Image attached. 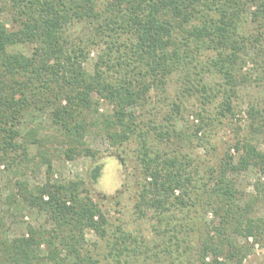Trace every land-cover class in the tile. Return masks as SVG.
I'll list each match as a JSON object with an SVG mask.
<instances>
[{"label": "trees", "instance_id": "16d2710c", "mask_svg": "<svg viewBox=\"0 0 264 264\" xmlns=\"http://www.w3.org/2000/svg\"><path fill=\"white\" fill-rule=\"evenodd\" d=\"M248 4L254 6L255 39L242 32ZM0 9L10 13L12 22L8 27L0 20V163L30 169L31 143L38 144L47 165L42 184L16 177L4 204L16 212L37 209L54 224L29 225L12 237L0 200V264H186L199 205L214 218L205 222L207 236L198 245L197 264L241 263L250 250L238 236L259 240L264 235V218L253 214L255 204L264 201V177L254 183L253 198L242 202L234 174L251 167L264 174V150L251 139H237L201 186L181 148L173 155L153 148L138 110L153 89L165 91L177 77L183 97L220 94L219 115H235L238 74L250 60L258 63L254 54L264 60V0H0ZM19 44L32 45V53L13 49ZM101 44L93 71L87 70L91 48ZM252 45L259 47L253 54ZM210 74L221 78L216 91L206 82ZM102 100L113 110L101 112ZM183 105L181 97L173 100L165 122L152 125L156 140H183L178 127ZM48 109L65 141L58 151L69 160L98 156L86 140L93 127L101 128L114 146L140 141L143 182L135 206L141 216L153 212L160 224L153 245L122 226L108 237V217L86 181L54 177L46 141L37 137V129H22L30 112ZM248 114L252 130L264 134V107L253 103ZM104 167V162L92 166V182L100 183ZM185 210L181 222L178 211ZM87 230L107 242L103 257L88 246ZM212 231L221 239L215 240Z\"/></svg>", "mask_w": 264, "mask_h": 264}, {"label": "rangeland", "instance_id": "374dc122", "mask_svg": "<svg viewBox=\"0 0 264 264\" xmlns=\"http://www.w3.org/2000/svg\"><path fill=\"white\" fill-rule=\"evenodd\" d=\"M246 16L248 22L244 24L242 32H245L250 39H255L258 35L256 24L252 22L251 15L254 10L252 4H248L246 8ZM0 20L7 23L11 27V15L7 10L0 9ZM264 45V35L262 37ZM251 46L250 52L253 54L258 48ZM104 47L94 45L91 48L90 56L84 63L87 70L93 71L98 54ZM13 49L31 54L33 46L30 44H19L13 46ZM258 63L249 61L241 70L239 81L241 86L238 97L233 99L235 106V115L221 116L219 115L220 101L222 96L209 95L208 97L196 96L183 97L181 83L176 77V83L167 85L166 90L153 89L148 98L146 106L138 111L142 115V127L144 131L150 130L149 143L154 149H160L162 154H182L187 156V169L194 175L196 183L203 186L204 182L210 180V169L216 167L224 156L229 146H233L237 139H251L260 149L264 150V134L253 131L251 128V118L248 109L253 103H260V107H264V60L257 57ZM221 78L215 74H210L206 78L209 87H219L218 81ZM211 92V90H209ZM216 91V88L215 90ZM183 100L182 114L178 115V127L184 134L183 140L173 137L171 141L164 143L156 140L155 131L152 125H158L165 122V116L172 112L171 104L173 100L180 98ZM179 101V100H178ZM101 112L113 110V105L102 100L100 105ZM195 112L201 113L202 119ZM201 125L202 129L197 131V127ZM37 129L38 136L46 141V147L50 149L52 161L55 169V178L64 179H83L86 181L85 187L89 190L91 197L105 211L109 224V236H113L114 232L122 226L124 229L131 231L139 237H144L153 245L154 237L157 234L156 229L160 227L157 218L153 217V212H149L147 217L141 216L136 210V202L138 201V192L140 184L143 182V165L141 164L139 155L141 143L133 138L123 145L114 146L108 139L106 133L98 127H93L86 140L91 148L98 151V156L92 158L89 155H81L75 159L69 160L65 158L58 149L64 146V138L58 134L52 125L50 109L47 111L30 112L22 124L24 133L30 129ZM31 139V138H30ZM30 155L34 157L30 163V169H7L0 163V196L4 209V217L6 226L9 229L10 236H19L27 232L29 225L45 226L52 228L54 224L48 219L45 213H41L37 209H27L23 212L8 210L4 202L10 194L16 177H23L31 184H42L46 180L47 165L42 163L39 155L38 144H31ZM181 148V150H180ZM180 150V151H179ZM232 153L239 156V152L232 148ZM96 162H104V174L100 183H94L90 179V170ZM238 187L243 192L242 202L251 200L256 194L254 183L256 180L263 178L264 174L256 167L235 173ZM186 210L178 211L181 222L185 221ZM197 223L193 227L195 232L192 234L194 248L191 252H187L185 257L186 264H197L198 245L201 243L202 236L205 238L206 226L205 222L211 221L214 214L204 212L199 205ZM253 214L257 217L264 218V201L260 200L255 204ZM188 219V218H187ZM163 229V227L161 228ZM204 233V234H203ZM88 246L93 249V253L97 257H103L107 251V242L101 240L92 230H87ZM183 235V234H182ZM211 236L215 240L221 239L212 231ZM184 236V235H183ZM236 236V235H235ZM97 242L98 245L93 244ZM238 242L248 247L249 254L241 263L237 260L230 261V264H264V235L256 240L254 237L248 239L238 236ZM45 250V248H42ZM158 248L153 246V251ZM177 253V252H176ZM212 258V255L209 256ZM220 259H224L220 257ZM106 262L105 260H103ZM192 261V262H191Z\"/></svg>", "mask_w": 264, "mask_h": 264}]
</instances>
